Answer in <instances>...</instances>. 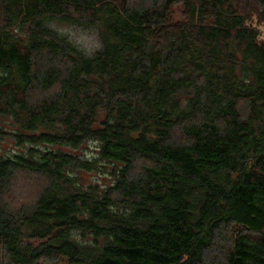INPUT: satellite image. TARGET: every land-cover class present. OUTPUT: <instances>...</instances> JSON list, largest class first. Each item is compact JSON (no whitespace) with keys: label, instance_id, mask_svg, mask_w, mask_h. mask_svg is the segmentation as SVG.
Returning a JSON list of instances; mask_svg holds the SVG:
<instances>
[{"label":"trees","instance_id":"trees-1","mask_svg":"<svg viewBox=\"0 0 264 264\" xmlns=\"http://www.w3.org/2000/svg\"><path fill=\"white\" fill-rule=\"evenodd\" d=\"M254 21L264 0H0V262L264 264Z\"/></svg>","mask_w":264,"mask_h":264},{"label":"rangeland","instance_id":"rangeland-1","mask_svg":"<svg viewBox=\"0 0 264 264\" xmlns=\"http://www.w3.org/2000/svg\"><path fill=\"white\" fill-rule=\"evenodd\" d=\"M252 26L257 30V32L259 34V36H258L259 41L264 42V24L254 21L252 23ZM68 31L70 32L72 38L74 40H76L86 50H91L95 46V39H94L93 35H91L89 33H85L81 30H73L72 28H68ZM5 147H7V145ZM93 150H94V146L92 144H90L89 148L86 149V151H85L86 157H89V158L93 157L94 156ZM91 178L97 179V176L91 175ZM98 180L105 182L104 178L100 179L98 177ZM0 264H2V262H0ZM40 264H50V263H40Z\"/></svg>","mask_w":264,"mask_h":264}]
</instances>
